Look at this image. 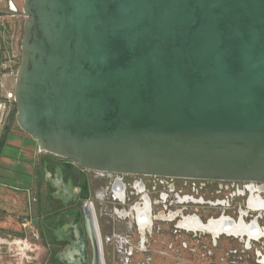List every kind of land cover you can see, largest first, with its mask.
Listing matches in <instances>:
<instances>
[{
	"label": "water",
	"instance_id": "95a60500",
	"mask_svg": "<svg viewBox=\"0 0 264 264\" xmlns=\"http://www.w3.org/2000/svg\"><path fill=\"white\" fill-rule=\"evenodd\" d=\"M22 14L13 118L41 151L264 183V0H23ZM88 208L91 264H106Z\"/></svg>",
	"mask_w": 264,
	"mask_h": 264
},
{
	"label": "flooded vegetation",
	"instance_id": "af4514ba",
	"mask_svg": "<svg viewBox=\"0 0 264 264\" xmlns=\"http://www.w3.org/2000/svg\"><path fill=\"white\" fill-rule=\"evenodd\" d=\"M43 160L53 179L40 177L39 204L28 226L21 222L36 231L38 264H91L90 203L106 264H264L263 182L100 172L47 153Z\"/></svg>",
	"mask_w": 264,
	"mask_h": 264
},
{
	"label": "crops",
	"instance_id": "0c3cea01",
	"mask_svg": "<svg viewBox=\"0 0 264 264\" xmlns=\"http://www.w3.org/2000/svg\"><path fill=\"white\" fill-rule=\"evenodd\" d=\"M10 1L17 9L15 13H12L9 9ZM20 5L21 0H0V105L4 109L10 107L14 90L13 38L19 20L18 8ZM2 134L0 137V187L18 191V194L21 195L16 194L13 203L16 204L17 198L20 197V204L28 212L30 208H35L39 204L37 202L39 199L37 188L39 187L40 177L43 175L46 180L50 179L51 181L53 174L45 166L41 168L39 161L41 159L44 161V152L38 148L33 139L18 127L10 125L4 139H2ZM59 192L60 190H58ZM27 219L28 221H25L24 225L28 226L30 223L28 216ZM24 231L21 226L19 233H16V235L22 234V236H15L14 238L23 237L25 235Z\"/></svg>",
	"mask_w": 264,
	"mask_h": 264
},
{
	"label": "rangeland",
	"instance_id": "374dc122",
	"mask_svg": "<svg viewBox=\"0 0 264 264\" xmlns=\"http://www.w3.org/2000/svg\"><path fill=\"white\" fill-rule=\"evenodd\" d=\"M22 3L23 0H21V5L18 8L20 15L16 32H14L15 37L13 38V77H15L16 68L19 62V44L24 20V16L22 14ZM14 113L15 106L13 98H11V104L9 108L6 107L4 109V107L0 105V137L2 131L7 127V123L9 121H11V126L13 125V127H17L13 118ZM18 193V191L0 187V264H38L43 260L44 251L42 248H37V243L29 231L30 228H27L24 232V234L26 233L24 236L27 237V242L30 243V245H23L20 242L11 243L12 240L15 241L20 239L19 237H14L20 236L16 235V233H19L18 231L21 229L20 223L26 221L28 215V212L25 211L23 206L20 204V197L17 198L16 204L18 205L13 203V200H15V195H21Z\"/></svg>",
	"mask_w": 264,
	"mask_h": 264
},
{
	"label": "built area",
	"instance_id": "2783aa9c",
	"mask_svg": "<svg viewBox=\"0 0 264 264\" xmlns=\"http://www.w3.org/2000/svg\"><path fill=\"white\" fill-rule=\"evenodd\" d=\"M31 234H32L33 237H36V235H37L35 230H32V233H31ZM27 241H28V240H27V237H24V238H20L19 240H15V241L12 240L11 243H14V242L19 243V242H20V243H22L23 245H24V244H27V245L29 244V245H30V243H28Z\"/></svg>",
	"mask_w": 264,
	"mask_h": 264
},
{
	"label": "trees",
	"instance_id": "16d2710c",
	"mask_svg": "<svg viewBox=\"0 0 264 264\" xmlns=\"http://www.w3.org/2000/svg\"><path fill=\"white\" fill-rule=\"evenodd\" d=\"M20 236H22V234H20Z\"/></svg>",
	"mask_w": 264,
	"mask_h": 264
},
{
	"label": "bare ground",
	"instance_id": "6f19581e",
	"mask_svg": "<svg viewBox=\"0 0 264 264\" xmlns=\"http://www.w3.org/2000/svg\"><path fill=\"white\" fill-rule=\"evenodd\" d=\"M200 225V224H199Z\"/></svg>",
	"mask_w": 264,
	"mask_h": 264
}]
</instances>
